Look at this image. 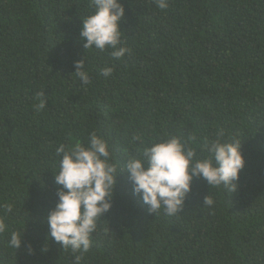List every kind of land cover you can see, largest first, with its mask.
<instances>
[{"label": "trees", "instance_id": "16d2710c", "mask_svg": "<svg viewBox=\"0 0 264 264\" xmlns=\"http://www.w3.org/2000/svg\"><path fill=\"white\" fill-rule=\"evenodd\" d=\"M90 3L0 0V205L14 206L9 232L25 230L17 250L0 234V264H73L48 239L56 148L93 131L117 164L169 135L193 136L199 152L221 133L242 142L246 164L231 193L195 178L175 216L150 213L121 172L81 264H264V0H121L130 53L115 60L84 47Z\"/></svg>", "mask_w": 264, "mask_h": 264}, {"label": "clouds", "instance_id": "9594fccd", "mask_svg": "<svg viewBox=\"0 0 264 264\" xmlns=\"http://www.w3.org/2000/svg\"><path fill=\"white\" fill-rule=\"evenodd\" d=\"M161 10L168 7V0H154ZM93 11L82 19L80 37L85 49H111L112 58L119 59L130 53L121 46V20L125 7L121 0H91ZM74 74L83 84L90 75L85 61L75 62ZM113 69L105 66L102 75L111 76ZM46 101L37 107L43 109ZM193 136L169 135L153 141L139 155H128L117 164L108 141L96 132L87 142L72 145L60 144L56 154L60 157L59 170L53 172L59 185L58 201L46 218L48 239L62 244L74 257L73 264H81L92 244V235L98 221L113 207L117 178L121 172L129 174L135 194L142 196L149 212L156 216H175L181 212L185 198L191 191L192 181L203 178L212 187H222L234 192L246 160L242 142L223 139V134L206 140L199 152L191 146ZM209 194L204 206H212ZM14 211L11 203L0 205V234H8V244L15 250L22 246L25 230L9 232L7 220ZM47 249H45L46 251Z\"/></svg>", "mask_w": 264, "mask_h": 264}]
</instances>
